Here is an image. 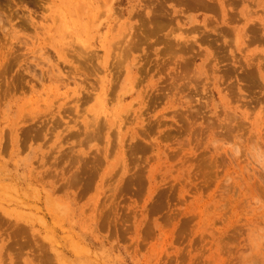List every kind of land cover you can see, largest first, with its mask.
<instances>
[{"label": "rangeland", "instance_id": "374dc122", "mask_svg": "<svg viewBox=\"0 0 264 264\" xmlns=\"http://www.w3.org/2000/svg\"><path fill=\"white\" fill-rule=\"evenodd\" d=\"M205 2L0 0V264H264V0Z\"/></svg>", "mask_w": 264, "mask_h": 264}, {"label": "bare ground", "instance_id": "6f19581e", "mask_svg": "<svg viewBox=\"0 0 264 264\" xmlns=\"http://www.w3.org/2000/svg\"><path fill=\"white\" fill-rule=\"evenodd\" d=\"M187 2H190V3H194V4H197L198 7H205V8H210V5L207 4V2H205V0H186ZM184 2V1H183ZM153 15V14H152ZM166 15V14H165ZM152 21L154 22H159L160 21V16H152ZM156 18V19H155ZM4 21V20H3ZM149 21V20H148ZM155 24H158V23H155ZM257 27V26H255ZM5 28V27H4ZM254 28V26L252 27V29ZM251 29V30H252Z\"/></svg>", "mask_w": 264, "mask_h": 264}]
</instances>
